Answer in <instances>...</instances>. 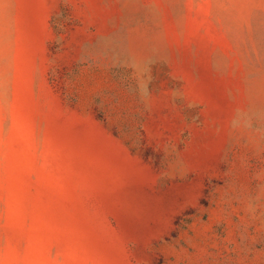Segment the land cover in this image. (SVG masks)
Returning a JSON list of instances; mask_svg holds the SVG:
<instances>
[{
  "label": "rangeland",
  "instance_id": "obj_1",
  "mask_svg": "<svg viewBox=\"0 0 264 264\" xmlns=\"http://www.w3.org/2000/svg\"><path fill=\"white\" fill-rule=\"evenodd\" d=\"M0 264H264V0H0Z\"/></svg>",
  "mask_w": 264,
  "mask_h": 264
}]
</instances>
